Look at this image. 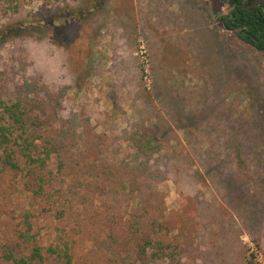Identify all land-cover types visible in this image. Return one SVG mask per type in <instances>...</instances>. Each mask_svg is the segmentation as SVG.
<instances>
[{
	"label": "trees",
	"instance_id": "trees-1",
	"mask_svg": "<svg viewBox=\"0 0 264 264\" xmlns=\"http://www.w3.org/2000/svg\"><path fill=\"white\" fill-rule=\"evenodd\" d=\"M28 1L0 0L7 19L0 44L26 37L61 49L72 88L86 81L92 45L108 23L132 32L139 15L159 28L162 18H181L171 8L179 3L187 28L197 34L194 61L202 82L168 94L174 127L197 151L208 142L202 129L217 121L225 150L240 149L231 137L236 127L253 147L261 144L264 119L239 111L230 95L245 91L264 110L258 80L264 77V0L214 2L218 25L208 30L205 17L200 28L194 21V3L201 0H41L38 11L19 18ZM228 35L244 54L234 53ZM241 64L248 67L242 71L246 84L237 87L231 81ZM32 67L23 50L0 70V264H194L200 256L197 229L190 218L165 211L158 185L178 181L196 152L185 151L176 134L170 137L173 125L163 120L152 127L134 124L126 135L132 153L110 157L107 134L87 115L62 113L70 84L49 85L42 73L29 72ZM226 156L216 152L221 162ZM234 158L245 163L239 152ZM200 163L213 167L205 159ZM132 197L135 206L125 213Z\"/></svg>",
	"mask_w": 264,
	"mask_h": 264
},
{
	"label": "rangeland",
	"instance_id": "rangeland-1",
	"mask_svg": "<svg viewBox=\"0 0 264 264\" xmlns=\"http://www.w3.org/2000/svg\"><path fill=\"white\" fill-rule=\"evenodd\" d=\"M218 1L194 3V21H198L195 23L198 28L203 17L208 22L204 30L217 28L211 4H218ZM41 3V0H29L17 16H30L39 10ZM144 7L141 5V8ZM171 8L181 18H176L174 24L162 18L159 28L155 26L156 20L151 21L150 18L145 23V17L139 15L133 20L136 24L132 32L123 30L117 23H108L95 38L89 74L80 88H72V71L69 63L63 61V51L47 41H41L60 54L63 72L56 84H70L62 113L87 115L97 131L107 134L109 156L115 153L116 158L132 153L126 135L134 124L152 127L167 120L173 125L170 137L172 133L176 134L185 151L197 154L194 164L182 167L178 181L168 178L158 185L164 194L165 211L170 216L176 213L190 218L197 229L196 246L200 256L194 264H264V136L261 144L256 142V147H253L243 139L242 129L236 127L231 137L238 141L240 149L229 147L225 150L223 140L219 139L223 133L215 128H221V123L217 121L202 129L208 142L197 151L189 146L188 136L174 127L167 105L168 94L177 88L200 86L202 80L198 76L199 62L194 61V55H199L195 29L187 28L188 23L183 21L186 18L183 19L185 14L179 3L175 2ZM6 22L7 19L0 14V27ZM228 36L236 50L234 53L244 54L242 47ZM25 39L17 37L0 44V70L11 55L25 51L21 46ZM28 60L33 64L32 60ZM252 64L258 66L254 59ZM243 70H248L245 64L235 71V75L233 73L232 85L238 87L239 82L246 84ZM258 80L264 92V77L259 75ZM230 98H233L232 102L239 111L251 112L253 117L264 119V110L245 91L244 94L233 92ZM175 141L171 140L173 144H176ZM216 152L222 153L221 158L224 154L229 158L221 162L216 158ZM238 152L245 162L240 166L234 158ZM203 159L213 167L207 170L200 163ZM20 201L25 202L24 195ZM135 203L132 197L130 206L124 208V212L132 210Z\"/></svg>",
	"mask_w": 264,
	"mask_h": 264
},
{
	"label": "clouds",
	"instance_id": "clouds-1",
	"mask_svg": "<svg viewBox=\"0 0 264 264\" xmlns=\"http://www.w3.org/2000/svg\"><path fill=\"white\" fill-rule=\"evenodd\" d=\"M25 49L26 56L33 61V67L29 69L43 73L45 82L49 85L59 83V76L63 72L60 67L61 57L59 52L45 42L26 38L21 45Z\"/></svg>",
	"mask_w": 264,
	"mask_h": 264
}]
</instances>
